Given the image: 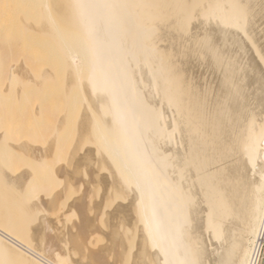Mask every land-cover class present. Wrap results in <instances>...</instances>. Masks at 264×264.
<instances>
[{"label":"bare ground","instance_id":"obj_1","mask_svg":"<svg viewBox=\"0 0 264 264\" xmlns=\"http://www.w3.org/2000/svg\"><path fill=\"white\" fill-rule=\"evenodd\" d=\"M42 3L38 24L21 17L26 33L54 42L66 73L65 93L82 94L83 111L77 129V120L73 127L78 131L77 142L74 141L77 144L73 145L76 149L72 147L75 150L71 149L79 153L74 152L73 157L69 153L75 165L72 171L68 168L73 164L67 167L65 162L61 165L66 168L54 167L57 176L66 179L71 187L85 186V191L73 201L79 215V222L71 225L76 228L73 243L66 240L70 246L75 241L81 242L76 248L75 244L74 249L71 247L72 252H85L92 236L104 235L100 226L107 225L105 228L109 229L105 234L109 245L103 242L105 246L97 249L98 245L92 243L94 250L89 247L81 260L78 258L82 255L73 252L77 262L71 261L122 264L129 256L132 258L129 264H251L252 246L264 226V0H42ZM18 61L21 63L11 65L9 79L21 77L26 82L25 88L36 87L42 93L57 82L49 70L33 79L23 65L27 58ZM8 86L1 93L8 94ZM20 93L23 92L19 89ZM41 111L45 109L37 106L35 116L40 117ZM64 115L58 120L60 127L67 126L66 122L70 124L68 113ZM59 131L66 134L67 130L59 128L56 134ZM15 134L18 137L20 131ZM4 135H0V141ZM60 136L65 138L63 133ZM52 140L50 143L55 145ZM9 142L6 146L15 145ZM25 143L16 145L36 147L31 142ZM54 147H50L53 154ZM25 148L19 149L24 152ZM19 149L15 151L20 152ZM28 149L27 154L26 151L20 154H29V159L31 149ZM47 149V154L42 148L33 149L34 163L36 158L39 165L51 159L49 144ZM94 161L104 166L89 165L91 170L96 168L99 172L103 167L109 173L97 176L99 173L90 171L87 165ZM1 169L3 176H0L5 178L0 179L6 185L2 181L0 185L11 187L8 190L2 185L6 189L2 191L4 188L0 186V197L3 192L9 194L8 191L16 200L23 197L25 188L32 185L29 181L34 173L30 176L28 169L12 177L9 176L12 171L8 175L6 169ZM86 171L92 173L88 181ZM97 181L103 189L100 202V186L94 185ZM91 185L99 186L93 188L97 194L91 195L97 197L93 200L97 201L93 203L95 207L92 206L93 214L97 213L95 218L89 215L94 210L89 208L92 202L87 198L88 192L92 193ZM10 188L19 190V196ZM51 191L55 194L51 200L55 208L54 203L59 202L57 191ZM63 192L59 194L62 197ZM5 197L0 198V203L5 204ZM21 199L19 204L34 208L35 225L28 223V230L16 225L14 217L18 218L19 212L15 208L11 212L12 199L6 201L10 207L5 205L7 213L3 204L0 206L4 209H0V264H70L71 254L66 253L69 245L64 252L67 242L53 234L58 225L55 227V220H47L42 214L47 202L37 198L29 206V201ZM21 207L23 210L24 206ZM32 210L29 214L25 211L24 216L21 211L19 216L32 220L35 217L31 216ZM1 212L7 216L9 212L10 216L18 213L11 218ZM104 214L105 225H99L98 222H103L99 217ZM70 229L72 234L74 231ZM98 239L103 241L102 237Z\"/></svg>","mask_w":264,"mask_h":264},{"label":"rangeland","instance_id":"obj_2","mask_svg":"<svg viewBox=\"0 0 264 264\" xmlns=\"http://www.w3.org/2000/svg\"><path fill=\"white\" fill-rule=\"evenodd\" d=\"M42 4H43L42 0H8L7 3L0 2V131H1V129H4V130L8 129L10 132H8V130L6 132L11 134V135L9 134L10 135L9 137L7 136L8 133L5 134L8 138L5 137V135H4V133H6L5 131H3V132L1 131L2 133L0 134V135H4L3 139L1 140L2 142L0 141L1 142V144H0V156H1L0 157L1 158L0 163L2 161H5L1 164L6 167V168H4V167H1V165H0V168H2L1 170H3V169L7 170V168H9L10 170L9 169L7 171L5 170L6 173L10 172V171H12V173H13L15 171L16 172L15 175L12 174L11 172H10L11 175H9L10 173H7L9 176H12V177H17L18 175L20 176L24 173V171L27 172L28 169L31 170V171L27 172V173L30 172L29 173L30 176L32 175V173H34L32 176L33 177L35 176V178H32V176H31V181H29V184L32 183V185H28L27 189L25 188V191H24L25 195H23V197L22 196H20V197L24 198L23 199L24 201H27V202L29 201L27 204L32 202L33 199H34L33 203L37 202L39 200V199L37 200V198H40V199L43 198L45 200V202H47L46 212L45 213L43 212L42 214H45V216L48 217L47 220H51V221H52V219L55 220L56 223L54 221H52V222H54L53 224H56L55 227H57V225H58V229L56 228L55 233L53 232V234H55L59 238V240H61V241L63 240L62 242H64V243L67 242V243H65V250H64V245H63L64 243L61 242L60 244H61V246L63 245L64 252L67 249L66 248L67 244L69 245L68 246L69 250L67 249V251H69V252H66V253L71 254V255L69 254L71 256V258H69L70 259L69 263L71 262L74 264V262H77L74 260L75 254L79 253V255L80 254L82 255V253H83V255H84L85 252H88L89 247L91 248L92 243L95 244L96 246L98 245L97 247L95 245H93L97 249H98V247L103 246L106 242H107V244H105V245L106 246L109 245L108 244L109 242L107 241V237L105 235L109 232V229L107 228L108 229L107 230L105 228V226H107V225H105V222H104L106 220L105 216H107V215H105V214H104V216L101 215L102 217L101 218L99 217V220L103 221L104 223L98 222V224L99 225H102V224L105 225V226H100V229L102 230L101 235H103L102 234L103 231H104L103 232L104 235L100 236V234L97 233V235L95 234L97 237H95V235L92 236V238H90V241L88 240L89 244H87V245H89V247L86 245L88 247V249H85V252H81L77 249H76L78 251L77 253L75 250H73V252H75V254L72 252V249H74L73 248L74 244H75V248H76V246H79V244L81 243V242L79 243L78 241H75V243L72 244V246H70V244L73 243V241H71L73 239V235L76 233V228L74 227L75 228V230H74V228H71V225L74 224L75 222H79L78 221L79 215L75 211V208L73 206V201H74L75 197L79 198L81 196L80 194H81L82 190L85 191V189H84L85 186L80 184L82 187L78 186L79 189H77V187H74V188H76V190H78V191H76L73 187H71L70 184H68V181L66 179L64 180V179H61L57 176V174L55 173V170H56L55 168H57L58 166H63L64 164L61 165V163H64V162L66 163L67 167L68 166L71 167V164H73L75 161L74 158H71L69 156V153L72 150L76 149L75 147H73V145L75 142H77V141H75V139L77 137L78 131L77 130L75 131V129L73 127H75L74 121L77 120L76 127H75L77 129V125L79 123L78 120L80 121V116H81L80 113H82L81 110L83 109L81 107V101H82L81 96H82V94H80L79 91L73 93L71 96H68L65 93L64 89H65V82H66V73H65V70H64L62 63H61L60 50L54 44V42L50 38H43V37L31 34V33H26V27L22 23L21 17H24V19L29 23L38 24L42 18V14L40 13V9H41ZM5 11H6V13H5ZM56 20L59 21L58 16H56ZM19 58H27V61L24 62L23 65H25L27 71L31 74V77L33 79L39 78L41 73L44 70H49L54 74L57 82L54 84L51 83L52 85H48V88L45 89V91H43L41 93L39 91V89L36 87L25 88L26 82L21 77L15 78V79H9V75L11 73L10 72L11 65H14L16 63L20 64L21 62L18 61ZM7 85H9L8 86L9 87L8 92H7L8 94L1 93V92H4ZM23 87L25 88L26 91L23 89ZM19 89L21 90V92H23V93H20V95L18 94ZM21 94H23V95H21ZM67 102H68V105L66 104ZM37 106H42V109H45V111H41L42 114L40 115V117L35 116V111L37 110ZM67 113H68V115H67ZM63 114L67 115V117L69 116L68 118L70 120H68V121L70 122V124L68 125V123L66 122L67 126L64 125L65 127H63V126L60 127L58 120H60L61 117H63L62 116ZM65 115H64V117H65ZM57 125H59V126H57ZM56 127H57V129L61 128V131H62V128H63V131H64V129H65V131L67 130L68 132L66 131L65 133L66 134L69 133L68 136L66 137V134H64V132H60V131L56 134V131H57ZM67 127H69V128H67ZM18 130L20 131V134L18 135V137L13 136L15 133H16L15 135L18 134ZM29 133L33 136L31 137ZM51 133H53V134H51ZM61 133H63V135H65V138H63V136L62 137L60 136ZM74 134H76V136H74ZM26 135H28L30 138H27ZM34 135H37L38 137H35ZM52 136L54 137L53 140L55 141L54 142L55 145H53V142H52L53 137ZM33 137H35V138H33ZM57 137H60L61 140L63 139L64 142L61 140L58 141ZM4 138L7 140L10 139V140H8V141H10L9 143L11 144V142H13L12 144H15V145L19 141H20V143L21 142H23V143L31 142L32 144H34V146L36 145V147H34L33 149L37 150V148L38 149L42 148V150L46 151V152L44 151L46 154L48 153L47 148H48V144H49V149H50L49 155H50L51 150H52L51 148L54 146L55 147L53 149L55 151H54V154H53V152L51 153V157H48L49 159L50 158L51 159L50 160L47 159L46 162L43 164L41 163L40 164L41 166H40L39 164H37L40 162L37 161V158L35 156H33L36 158L35 159L36 163H34V158H32V155H34V152H36V151H33V149H31V148H29V149H31L32 151L29 150L27 147H30V146L27 145L26 148L29 150V153L31 152L32 155L30 154V158H32L33 161H30V158L29 159L27 158V156H29V154L27 156L20 154L21 152H23V149L20 150L19 148H21L22 146H23V148H25L23 144H22V146H17L18 144H20V143H18L16 145L17 148L15 145H11L9 147V145L6 146V144H8V141L6 142ZM11 138H13L17 143L15 141H13ZM16 138H18L20 140H16ZM50 138L52 140L51 141L52 143H50ZM23 139H25V140L28 139V141H24ZM60 141H61V144L63 142L62 145L59 143ZM3 142H4V144H3ZM26 143H25V145H26ZM31 143H29V145ZM50 144L53 146H51ZM75 144H77V143H75ZM13 146H14V149H12ZM72 147L75 149H72ZM86 147H88V144ZM18 149L20 152L15 151ZM27 149L25 150L26 154L28 153ZM74 152H71L70 155L72 156L74 154ZM75 153L78 154L79 151L76 150ZM11 156H13V158ZM77 156L78 155H76L75 157H77ZM52 159H53V161H52ZM96 160L98 161V159H95V161ZM47 161H50V163L48 164ZM95 161L93 162L95 164L89 163L87 166L89 167V165H91L92 167H94V165H96L98 163ZM99 164H100V166L103 165L102 163H99ZM99 164H97L95 167L97 168ZM37 165L39 166V168H37ZM44 165H45V167L47 166V169H45ZM74 165L75 164L72 165L71 169L68 168V171H72V168ZM66 166L64 168H66ZM40 167H44V168H40ZM86 168L83 167L82 169L86 170ZM101 168L102 169H100V171L97 172L96 170H99V169L95 170L92 168L93 170H91V167H89L90 171H92L93 173L95 171L97 172V174L99 173L98 175L97 174H95V175L101 176V174H102V176H103L105 174L104 176H106L109 172L108 171H107L108 173L106 172V168L105 169L103 167H101ZM39 169L41 171H39ZM82 169H81V176L83 174ZM89 169L87 168V171H89ZM18 170H20V172H17ZM65 170H67V169H65ZM102 170L106 173H104ZM50 172H51V174H50ZM1 173H0V175L3 174V173L2 174ZM84 173H85V171H84ZM87 174H88V176L87 175H85V176L87 177V181H88L89 180L88 177L92 173L89 174L87 172ZM2 176H0V177L3 180L5 177H2ZM97 176H95V177H97ZM83 177H84V175H83ZM2 180L0 179V181H2ZM3 184L6 185V183H4V182H3ZM33 184H35V188L32 187ZM2 185H0V186H2ZM94 185H99L98 181H97V184H94ZM94 185L93 186L91 185L92 186V187H90L91 191H90V189H89V191L92 193H90V195H89V192H88V196H91L93 193L97 194L98 191L96 189H94L95 192H93V188L99 189L100 185L98 187L97 186L94 187ZM3 186H2V188L5 187L7 189L9 187H11L9 185H7L8 187L7 186L3 187ZM64 186L66 189L64 188ZM75 186H77V184ZM2 188L0 187V191ZM5 188L2 189V191L3 190L6 191ZM80 188H81V191H80ZM10 189H12V188H10ZM13 189L11 191H13ZM58 189H60L61 192H62V190H64V192H65V190H67L65 193L63 192V194H64L63 197L59 195V194H61V192L58 193V191H59ZM101 189H102V187L100 186V190L98 193V201L99 202L103 198L102 196H100L101 192L103 194V189L102 190ZM51 190H54V193H55V190L56 191L58 190L56 192V194H57L56 199H58L59 202H58V204H57V201H56V203H54V205L55 204L57 205V206L55 205L56 206L55 208H54V206H52L53 204H51V200L55 199V197H54L55 194L53 195V193H51L52 192ZM13 192L17 193L19 196V190L14 189ZM77 192H79V193H77ZM3 193H2V195L4 197L8 195L12 199V201H11V199H8L9 198L8 196H7L8 198L5 197V199L11 201L10 204H12V205L14 204L13 207L11 208V212L13 211L12 209L15 208L19 213L22 211L20 215L24 216L26 214V212L28 211V208H30V207H28L27 205L25 206L23 202H20L22 205L19 204L18 202L20 201L21 198L19 197L20 199L17 198V200H16L15 196L11 197L12 192L10 193L8 191V193L11 195H9V194L5 195V193H7V192H3ZM17 194H16V196H17ZM51 194L53 195V198H52V196H50ZM3 196L0 198L4 199ZM48 196H49V199L47 200L46 197H48ZM88 196H87V198L89 199V201L92 202V203L89 202V204H91L90 205L91 207H89V208H92V210L94 209L92 211V213L89 212L91 210H89L88 212L90 213L89 214L90 217L93 215V217H91V218H95L96 215H94V214H97V213L95 212L93 214V212L95 211V208H94L95 204H93V203H96L97 201L93 202V200H97V199H95L97 197L95 195H94L95 198L92 196L91 197H88ZM59 197H60V200H59ZM13 198H15V199L13 200ZM3 199H2V201H3ZM18 199H19V201H18ZM7 200L3 201V202H5V204L1 202L0 206L3 204L2 206H3V208H5ZM23 200L21 199V201H23ZM9 201H7V202H9ZM87 202H88V200H87ZM8 204L9 203H7V205H6L7 208L9 207ZM25 204H26V202H25ZM32 204H29V206ZM89 204L87 203V205H89ZM21 206H24V209H25V207H27L25 210L23 209L24 212L26 211L25 214L22 210L23 207H21ZM92 206H94V207H92ZM1 207H0V209H3ZM19 207L21 208V210ZM51 207H53V208H51ZM32 208H33V206H32ZM48 208H49V210H48ZM8 209H10V207ZM8 209L5 208V210L4 209L3 210H4V212L7 213L9 211ZM3 210H1V211H3ZM33 210H34V208H33ZM30 211L27 213L29 214ZM4 212H1V215ZM18 212H16V214H15V212H13V213L15 215H17ZM6 213H4V214H6ZM19 213H18V218L14 214H12V216H10L11 215L10 212H9L10 215L7 216V214H6L4 217L10 216L11 218H13V215H14L15 216L14 220H16L14 222L18 223L16 225L22 226L23 228L25 227L24 228L25 230H28V227H29L28 223L31 224L30 226L35 225V221H36L35 210H34V212H31L32 213L31 216L33 217V215H34L35 217L33 219H32V217H30L33 221L30 220L29 218L27 220L24 217L28 222L22 216V218L24 219V221H23V219L19 216ZM19 219L21 222L18 221ZM103 219H105V220H103ZM25 222L27 223V226L23 225V223H25ZM19 223H21L22 225ZM26 223H25V225H26ZM100 223H102V224H100ZM65 225H70V226L65 227ZM61 227H63L62 230H61ZM64 229L67 231H68V229H70V231L73 230L74 232L72 234H70L69 231H68V233H67V231H65V233H64ZM58 230L62 231V232H59ZM56 231H57V233H56ZM60 233L65 235V237ZM66 234H68V235L66 236ZM60 236L62 239L60 238ZM98 236L102 237V240H103L102 242H100L101 240L98 239L99 238ZM104 237H105V240H104ZM66 238L68 239L70 244L68 243ZM96 238H97V240H95ZM136 238H138V237H136ZM91 239H93L94 241L91 242L92 241ZM95 241H98L97 244ZM99 242L101 243V245ZM103 242H105V243L103 244ZM77 243H79V244H77ZM71 247H72V249H71ZM70 249H71V251H70ZM91 250H94V249L91 248ZM66 253H65V255L67 257H69L68 254H66ZM83 255L79 256L78 259L81 260L80 258L81 257L83 258L84 257ZM76 258H77V255H76ZM126 258L127 259H125V262L123 260L122 264H129V262L131 263L132 258L129 259V256ZM71 259L74 262H72ZM78 259H76V260H78ZM110 260H111V258H110ZM126 260H128V261H126ZM111 261H113V257H112Z\"/></svg>","mask_w":264,"mask_h":264},{"label":"built area","instance_id":"obj_3","mask_svg":"<svg viewBox=\"0 0 264 264\" xmlns=\"http://www.w3.org/2000/svg\"><path fill=\"white\" fill-rule=\"evenodd\" d=\"M250 263L264 264V226L259 233L258 239L252 246Z\"/></svg>","mask_w":264,"mask_h":264}]
</instances>
